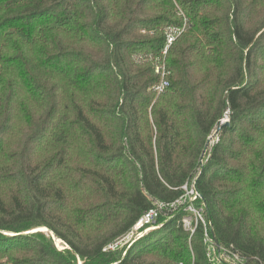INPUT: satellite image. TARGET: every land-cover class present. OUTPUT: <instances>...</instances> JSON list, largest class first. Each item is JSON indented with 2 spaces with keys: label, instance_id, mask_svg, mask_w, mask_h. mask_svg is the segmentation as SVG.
Here are the masks:
<instances>
[{
  "label": "trees",
  "instance_id": "16d2710c",
  "mask_svg": "<svg viewBox=\"0 0 264 264\" xmlns=\"http://www.w3.org/2000/svg\"><path fill=\"white\" fill-rule=\"evenodd\" d=\"M194 176L214 239L264 264V0H0V264H209L182 210L103 250Z\"/></svg>",
  "mask_w": 264,
  "mask_h": 264
},
{
  "label": "built area",
  "instance_id": "2783aa9c",
  "mask_svg": "<svg viewBox=\"0 0 264 264\" xmlns=\"http://www.w3.org/2000/svg\"><path fill=\"white\" fill-rule=\"evenodd\" d=\"M181 32L182 29L177 28H168L166 32V43L162 50V58L157 59V62L154 66V72L158 75L159 80L150 88L151 91H153L156 95L163 93L169 85L168 79L172 75V71L166 67L164 59L169 46ZM228 122L229 113L227 110V112L223 114L221 118H219L217 122V130ZM209 153L210 151L207 146L202 153L200 163H203L204 159L205 161L207 160V158L209 157ZM195 183L196 176H194L190 180V182L187 181L183 185H181L180 188L183 190V193L172 202H163L160 200H156L155 202H153L151 207L144 211L138 217L128 233H126L116 242L109 244L108 246L103 248V250H113L118 247L131 244L135 238L137 239L142 236L144 233H146V231L149 230L150 227L152 229L157 227V220L162 214L163 210H172L175 206H178L181 207L180 209H184L185 211L193 213L195 221L194 224L190 216L185 217L183 215L184 218L182 217L181 220L183 221L182 225H184V223H187L185 230H188L190 234L194 232L198 223L202 225L206 259L209 264H250L247 257L240 253L233 244L224 245L218 242L216 243L214 236L211 234L212 224L204 214L206 208L205 203L202 201L200 193L196 190ZM198 201H200V206L195 208L194 204ZM258 264L263 263L259 261Z\"/></svg>",
  "mask_w": 264,
  "mask_h": 264
},
{
  "label": "rangeland",
  "instance_id": "374dc122",
  "mask_svg": "<svg viewBox=\"0 0 264 264\" xmlns=\"http://www.w3.org/2000/svg\"><path fill=\"white\" fill-rule=\"evenodd\" d=\"M157 96H158V95H156V97H157ZM226 112H227V110L224 111V114H225ZM220 132H221V128H219V129L217 130V125H216L215 127L212 128L210 134L207 136V138H206V142H205V147L208 146L209 151L211 150V147L213 146V144H214V143L217 141V139L219 138ZM204 162H205V159H204ZM204 162L201 163V165L204 164ZM155 201H156V200H155ZM155 201H153V202H155ZM197 204H198V205H197ZM194 205H195V208H196V207H199V206H200V202H199V203L196 202ZM180 208H181V207L175 206L174 209H172V210H169V209H168V210H163V211H162V214H161L162 221H163V222H164V221H167L168 218H170V217L172 216L173 213H177L179 210H182L183 213H184V216H185V217L190 216V218H191V220H192V222H193V224H194L195 221H194L193 213H191V212H189V211H185L184 209H180ZM184 216H182V217L184 218ZM162 221L159 222V223H157V227H156V228H158V227L161 226V224L163 223ZM181 222H182V224H183V221H181ZM186 225H187V223H184V225H182V227H183L184 230H185V228H186ZM37 229L42 230L47 236H49V237L51 238L52 243L54 244V246H55L56 249L61 250V249H64V248H68V247H66L65 243H64L62 240L56 238V236L54 235V233H53L50 229H48L47 227L39 226V227L34 228L32 231L37 230ZM151 229H152V228L150 227L149 230H151ZM149 230H148V231H149ZM30 231H31V230H30ZM148 231H146V232H148ZM185 231H188V230H185ZM188 232H189V231H188ZM135 239H136V238H135ZM135 239H134V240H135ZM129 245H130V244H128V245H124L125 247L122 246V247H124V252H125V249H126ZM118 248H120V247H118ZM124 252H123V250H122V252H121L122 255L124 254ZM77 264H81L80 259H78Z\"/></svg>",
  "mask_w": 264,
  "mask_h": 264
},
{
  "label": "water",
  "instance_id": "95a60500",
  "mask_svg": "<svg viewBox=\"0 0 264 264\" xmlns=\"http://www.w3.org/2000/svg\"><path fill=\"white\" fill-rule=\"evenodd\" d=\"M216 243H217V241H216Z\"/></svg>",
  "mask_w": 264,
  "mask_h": 264
}]
</instances>
